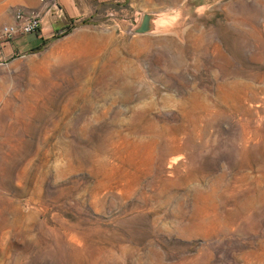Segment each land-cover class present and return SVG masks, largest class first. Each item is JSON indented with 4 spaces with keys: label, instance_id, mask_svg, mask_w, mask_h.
<instances>
[{
    "label": "rangeland",
    "instance_id": "rangeland-1",
    "mask_svg": "<svg viewBox=\"0 0 264 264\" xmlns=\"http://www.w3.org/2000/svg\"><path fill=\"white\" fill-rule=\"evenodd\" d=\"M95 2L0 0V264H264V0Z\"/></svg>",
    "mask_w": 264,
    "mask_h": 264
},
{
    "label": "crops",
    "instance_id": "crops-1",
    "mask_svg": "<svg viewBox=\"0 0 264 264\" xmlns=\"http://www.w3.org/2000/svg\"><path fill=\"white\" fill-rule=\"evenodd\" d=\"M96 0H57L60 9L54 15L47 17L42 25L41 33L30 35L28 40L31 45H37L41 40L52 36L53 32L63 31L68 25L75 23L81 17L92 13ZM104 1V0H101ZM92 2V4H91Z\"/></svg>",
    "mask_w": 264,
    "mask_h": 264
},
{
    "label": "built area",
    "instance_id": "built-area-1",
    "mask_svg": "<svg viewBox=\"0 0 264 264\" xmlns=\"http://www.w3.org/2000/svg\"><path fill=\"white\" fill-rule=\"evenodd\" d=\"M60 9L57 0H40L39 7H18L14 22L3 29L7 37L18 35H37L40 33L44 20Z\"/></svg>",
    "mask_w": 264,
    "mask_h": 264
},
{
    "label": "water",
    "instance_id": "water-1",
    "mask_svg": "<svg viewBox=\"0 0 264 264\" xmlns=\"http://www.w3.org/2000/svg\"><path fill=\"white\" fill-rule=\"evenodd\" d=\"M160 16L155 13L144 14L142 21L135 30L136 35H150L157 31Z\"/></svg>",
    "mask_w": 264,
    "mask_h": 264
},
{
    "label": "trees",
    "instance_id": "trees-1",
    "mask_svg": "<svg viewBox=\"0 0 264 264\" xmlns=\"http://www.w3.org/2000/svg\"><path fill=\"white\" fill-rule=\"evenodd\" d=\"M40 42H41V43L39 44V46H38V47L42 46V45L45 43V41H44V40H41Z\"/></svg>",
    "mask_w": 264,
    "mask_h": 264
},
{
    "label": "bare ground",
    "instance_id": "bare-ground-1",
    "mask_svg": "<svg viewBox=\"0 0 264 264\" xmlns=\"http://www.w3.org/2000/svg\"><path fill=\"white\" fill-rule=\"evenodd\" d=\"M2 65V64H1ZM2 68V67H1Z\"/></svg>",
    "mask_w": 264,
    "mask_h": 264
}]
</instances>
